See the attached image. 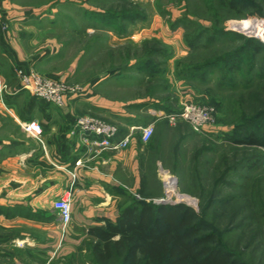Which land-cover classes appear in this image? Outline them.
<instances>
[{"label":"crops","instance_id":"crops-1","mask_svg":"<svg viewBox=\"0 0 264 264\" xmlns=\"http://www.w3.org/2000/svg\"><path fill=\"white\" fill-rule=\"evenodd\" d=\"M68 3L76 0H0V85L6 87L0 97V264H74L89 231L114 223L131 194L156 197L146 169L158 163L159 152L153 141L141 142L140 128L155 130L172 105L116 97V78L93 72L80 78L84 54L59 38L67 30L62 21ZM183 48L180 56L186 55ZM177 60L169 66L171 82L181 87L178 108L210 103L209 87L183 75ZM18 70L78 83L86 92L55 107L24 89ZM83 115L114 124L115 142L129 137L127 147L95 155L94 139L70 134L75 117ZM29 122L40 125V139L23 130ZM216 130L205 128L203 134ZM61 197L71 203L65 231L53 210Z\"/></svg>","mask_w":264,"mask_h":264},{"label":"rangeland","instance_id":"rangeland-1","mask_svg":"<svg viewBox=\"0 0 264 264\" xmlns=\"http://www.w3.org/2000/svg\"><path fill=\"white\" fill-rule=\"evenodd\" d=\"M232 1L243 0H76L63 7L68 18L62 26L67 30L59 38L84 54L80 78L90 72L116 78L112 85L119 89L114 91L116 97L169 102L172 114L179 111L181 87L171 82L169 61L178 58L181 69L202 65L252 39L238 32L243 30V22L264 19V0H253V6L240 11L233 8ZM108 16L112 26L106 24ZM203 29L205 34L188 47L187 39L197 37ZM221 31L228 36L208 42L213 32ZM231 35L240 39L233 41ZM182 47L185 56L177 53ZM263 58L256 54L252 70L243 65L241 73L234 75L233 88H220L217 72L201 84L209 87L211 102L207 105L217 114L215 134L196 133L188 124H171L166 118L157 125L149 142L159 152L158 163H147L146 169L156 197L142 199L137 194L147 203L183 205L204 215L218 230L222 243L241 252L249 264H264V149L236 144L230 135L243 119L264 110V73L258 77ZM145 62L151 67L140 68ZM169 178L175 184L174 195L196 203L194 207L186 205L189 202L176 204L175 196L169 197ZM161 200L164 202L159 203ZM93 242L91 236L83 240L74 264L92 263Z\"/></svg>","mask_w":264,"mask_h":264},{"label":"trees","instance_id":"trees-1","mask_svg":"<svg viewBox=\"0 0 264 264\" xmlns=\"http://www.w3.org/2000/svg\"><path fill=\"white\" fill-rule=\"evenodd\" d=\"M252 1H232L231 5L240 11L245 6H253ZM107 19L106 24L112 26L113 20L109 16ZM205 32L203 29L197 37L187 39L186 45L194 46ZM225 36L228 34L223 31L213 32L208 42H216ZM231 37V40L239 38L236 35ZM256 54L264 57V46L257 40L247 39L242 47L202 65L183 67L181 71L190 80L198 79L200 84L208 83V77L217 72L218 86L233 88L234 75L241 73L243 65L248 70L254 69ZM142 66L151 67L149 62L139 65ZM258 70L261 78L264 58ZM230 136L236 144L264 149V110L243 119L232 128ZM140 196L145 199L142 194ZM132 199L120 209L114 223L89 231V236L94 239L91 264H249L241 252L222 243L218 230L205 220L204 215L198 216L183 205H155Z\"/></svg>","mask_w":264,"mask_h":264},{"label":"built area","instance_id":"built-area-1","mask_svg":"<svg viewBox=\"0 0 264 264\" xmlns=\"http://www.w3.org/2000/svg\"><path fill=\"white\" fill-rule=\"evenodd\" d=\"M242 24H245L241 32L248 38H252L260 42L264 46V19L251 18ZM237 31L236 29H234ZM17 74L22 79V87L32 94V96L39 101L53 105L55 107H61L64 104L65 98H71L74 96H82L85 94V88L78 85L66 84L62 81L48 79L39 76L36 73H30L28 76L21 75V71L18 70ZM4 85H0V97L5 90ZM216 111L214 107L210 105H198L194 103H183L179 111L168 114L165 118L171 123L184 122L189 125L192 131L203 134L205 128L215 129L216 126ZM23 130L32 137L40 139L42 129L39 124L35 122H29L22 125ZM142 143H147L151 139L154 128L149 125L144 128H140ZM118 129L114 124H111L105 120H102L95 116L83 115L77 116L74 119L73 127L70 129L71 135H77L84 139H94L93 141V153L98 155L104 150H118L124 149L129 143V137H124L119 142H115ZM80 164V163H79ZM138 200H141L139 196L133 194ZM175 196V195H174ZM171 197V195L169 196ZM176 204L186 203L194 207L196 203L188 201L186 198L175 196ZM164 201H159L163 203ZM175 204V203H173ZM53 210L59 218L62 226V230L65 231L71 223V203L68 198H57L53 202Z\"/></svg>","mask_w":264,"mask_h":264},{"label":"bare ground","instance_id":"bare-ground-1","mask_svg":"<svg viewBox=\"0 0 264 264\" xmlns=\"http://www.w3.org/2000/svg\"><path fill=\"white\" fill-rule=\"evenodd\" d=\"M175 184H174V181L172 179H168V182H167V188H166V192L167 194L170 196H174V192H175ZM188 200V199H187ZM189 201V200H188Z\"/></svg>","mask_w":264,"mask_h":264}]
</instances>
